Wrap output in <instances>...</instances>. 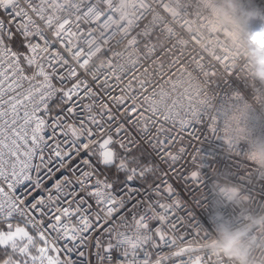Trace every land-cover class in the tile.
I'll return each instance as SVG.
<instances>
[{
  "label": "snow or ice",
  "instance_id": "6c2138e0",
  "mask_svg": "<svg viewBox=\"0 0 264 264\" xmlns=\"http://www.w3.org/2000/svg\"><path fill=\"white\" fill-rule=\"evenodd\" d=\"M132 7L0 0V264H229L203 229L195 244L181 234L176 214L177 184L200 177L181 135L215 65L180 53L167 89L138 80L156 49L145 9ZM240 131L226 128L228 142ZM253 227L241 224L243 246L264 264Z\"/></svg>",
  "mask_w": 264,
  "mask_h": 264
},
{
  "label": "built area",
  "instance_id": "2783aa9c",
  "mask_svg": "<svg viewBox=\"0 0 264 264\" xmlns=\"http://www.w3.org/2000/svg\"><path fill=\"white\" fill-rule=\"evenodd\" d=\"M137 2L146 12L141 28L147 25L153 32L148 46L154 44L156 49L140 61L142 66L135 72L138 80L167 89L164 74L180 53L202 54V62L215 65L214 76L198 81L203 92L200 113L181 135V139L192 138L189 152L199 153L195 165L187 162V173L193 167L200 172L198 181L186 175L183 186L177 184L185 201V209L176 213L184 225L181 234L195 244V233L204 235L201 229L215 240L221 227L240 232L241 224H249L259 240L264 236V168L248 155L255 143L264 140V81L252 75L246 38L264 25V0H147V4L144 0H125L128 13ZM228 17L235 18L239 29L228 22ZM225 53L227 62L221 60ZM133 83L136 86L138 81ZM241 112L245 115L240 127L247 132L229 148L228 139L233 134L225 129L236 128L232 118ZM225 181L239 186L247 198L243 204L221 196L217 184ZM136 186L139 188V183ZM229 264L235 262L229 259Z\"/></svg>",
  "mask_w": 264,
  "mask_h": 264
},
{
  "label": "clouds",
  "instance_id": "9594fccd",
  "mask_svg": "<svg viewBox=\"0 0 264 264\" xmlns=\"http://www.w3.org/2000/svg\"><path fill=\"white\" fill-rule=\"evenodd\" d=\"M252 16L259 15L258 13L250 14ZM228 22L232 23L237 29L239 24L235 18L228 17ZM247 57L252 66V75L255 79L264 81V25L260 28L250 31L247 34ZM245 115L244 112L233 116L232 121L236 128L241 129L239 135L241 138L246 134L247 130L240 127V123ZM232 144L229 143V148ZM248 159L256 163L261 168H264V140L258 141L249 152ZM221 196L231 202L243 204L247 198L241 194L239 186L230 182L217 184ZM216 250L235 264H249V256L247 250L243 246V237L238 230H233L227 227H221L217 238L214 240Z\"/></svg>",
  "mask_w": 264,
  "mask_h": 264
}]
</instances>
